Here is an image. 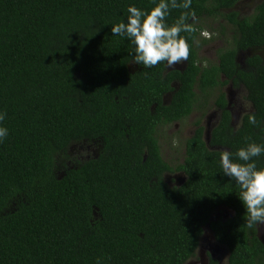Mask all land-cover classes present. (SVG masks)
<instances>
[{"label": "trees", "instance_id": "1", "mask_svg": "<svg viewBox=\"0 0 264 264\" xmlns=\"http://www.w3.org/2000/svg\"><path fill=\"white\" fill-rule=\"evenodd\" d=\"M236 1L170 8L166 23L183 14L193 31L180 33L189 44L186 69L166 72V62L151 68L132 62L135 46L111 32L126 21L129 5L149 11L153 0H0V112L9 131L0 142V264H184L205 224L228 244L227 264H264L256 226L244 224L240 188L220 165L224 151L243 163L239 148L264 144V60L248 57L242 69L234 47L200 66L194 49L193 18L217 12L212 4L222 9ZM227 18L240 30L237 47L264 46V0L251 17ZM228 79L245 86L252 111L234 129L221 92L210 146L199 126L186 139V179L169 187L157 127L193 110L196 84L206 93ZM92 138L104 140L99 156L57 177L56 157ZM254 159L264 167V155ZM218 206L232 217L211 221Z\"/></svg>", "mask_w": 264, "mask_h": 264}, {"label": "flooded vegetation", "instance_id": "2", "mask_svg": "<svg viewBox=\"0 0 264 264\" xmlns=\"http://www.w3.org/2000/svg\"><path fill=\"white\" fill-rule=\"evenodd\" d=\"M245 0H237L236 2H234V4L230 7V8H217V3L214 5L212 4V6L210 8H215L218 11L215 13H211V14H202L201 16H197L193 18V23L198 27L195 28L196 30V35H195V41H194V49L196 51V56L198 61V65H208L209 63H213L212 61L209 62V60H215L216 62L218 61V57H219V52L227 50V49H234L235 47V61L237 63V65L242 68V69H248L249 66L246 63V60L248 57H251L253 55H258L260 58H262V54H260L261 52L259 51H263L264 50V46H260V45H252V46H247L245 48L242 47H237L236 43H235V38H238L240 35V30L238 28V26L236 25V23L234 21H231L230 18H227L228 14H223L222 12H227V11H231L235 13V19L237 20H241L243 18H247V17H251L254 13H255V9L256 6L261 3L263 0H252L250 1V3L245 6L242 7L241 4L244 2ZM256 1V4H254ZM254 5V6H253ZM252 7L250 13H248V15L246 16H242V12L244 11L246 8L248 7ZM241 10L239 13L236 12V10ZM219 16H221L220 20L221 22H223L224 19H227V22L233 27V31H229L230 33V37L228 40H226V42L224 44H221L222 39H224V37L226 36L225 32L224 33H220V34H210L208 37H206L204 35V27L199 26L198 23L195 22L196 19H216ZM226 17V18H224ZM224 24V23H223ZM207 30L211 31L212 29L207 27ZM225 31V29H224ZM218 36H221V39H217ZM225 44H227L226 46H224ZM219 45H222V47H219ZM247 49L250 50V52H247ZM256 51L255 52H251V51ZM216 51V52H215ZM212 52H215V56H213L212 58L209 57L212 56ZM264 60V58H262ZM135 64H129V67L134 66ZM187 66V61H183L181 65H174V67H168L167 66V62L165 63V67H166V72L170 71V70H180L183 71L186 69ZM221 80L224 81L226 80V76L221 75ZM172 87L178 88L179 86V81L174 79L171 83ZM233 81L232 79H228V81L223 84L221 87V90L219 89V93H223V96L226 100V107L228 106V97L226 95L227 91L229 89H227L226 87L229 86V88H231V90H235L236 92H238L240 89H246L245 86L243 84H239L237 87L233 86ZM225 88V89H224ZM198 96L200 95H207L210 89H207L206 93H202V91H200L198 88H195ZM173 91L167 92L163 95V103L167 104L170 99H171V95H172ZM197 96V97H198ZM211 98H208V102L210 101ZM219 112L218 114V118H216V116L214 115V113H209L205 119L206 122V126L202 127L204 128V133H203V140L205 141L207 146H210L209 141H210V130L217 125V123L220 120V116H221V109L218 107H215ZM228 110V109H227ZM229 111V110H228ZM196 112V108H193V110L187 114L186 117L190 118V116ZM230 114V124L231 126L234 127V129L236 128L234 125L236 124L233 116H232V112L229 111ZM185 118V117H184ZM184 118H182L179 121H173V122H169L167 124H163V125H159L157 127L156 130V137H157V145L159 148V152H160V156L162 157L163 161H165L168 165H169V170L168 171H164L163 172V180L167 183V185H169V187H174L177 186L179 187L180 185L183 184L184 180L186 179V174L184 172V170L181 167V164L184 162V156L186 153V139L191 137L194 132L196 131V128L193 132H191L189 134V136L182 141L180 139L179 136H177V134L174 133V137L172 138V135L169 136L170 140H165L164 136H163V131L166 130L168 133L173 132L171 130H169L170 126H177V128L179 127V124L181 122H183ZM239 121V120H238ZM237 121V122H238ZM241 122V121H240ZM122 123H124V121H122ZM215 124L214 126L212 124ZM212 125V127H211ZM119 126L118 128L120 130H124L125 127ZM196 127V126H195ZM199 127V125L197 126V128ZM176 128V129H177ZM93 142V146L90 147L87 152L85 153H79V148L80 146L84 143V142ZM104 145V140H102V138H92V139H83L81 141H76L73 142L72 144H70L64 151H62L57 157H56V162L58 164V169H55V174L57 175V177H62L68 170L70 169H74L77 168L79 165L90 161L92 159H95L99 156V154L102 151ZM144 158L147 155V151H145V153L143 154ZM224 208V206H218L216 207L214 210H212L209 213V219L211 221H217V220H226L229 219L230 217H232L233 212L229 209H220V208ZM256 235L258 237V239H260L262 241V243H264V225H259L256 226ZM230 256V251H229V246L227 243H222L219 240H217V238L215 237V232L212 230V228L209 226V224H205L202 226V233L199 236L198 239V244L197 247L194 251V254L184 263V264H227L228 259Z\"/></svg>", "mask_w": 264, "mask_h": 264}, {"label": "clouds", "instance_id": "3", "mask_svg": "<svg viewBox=\"0 0 264 264\" xmlns=\"http://www.w3.org/2000/svg\"><path fill=\"white\" fill-rule=\"evenodd\" d=\"M153 3L155 6L149 11L129 5L126 21L113 25L111 32L135 46L132 61L135 64L151 68L159 62H167L168 67H174L187 60L189 55V44L180 33L193 29L185 23L183 14L173 25L166 23V17L170 8H191L192 0H181L180 3L177 0H153ZM4 119L5 114L0 112V142L9 134L2 126ZM249 123H256L254 115L249 117ZM261 155H264V144L249 142L235 153L243 163L234 162L229 151H224L220 158L223 174L240 188L239 199L245 208L244 224L249 229L264 225V167L258 168L254 159Z\"/></svg>", "mask_w": 264, "mask_h": 264}, {"label": "rangeland", "instance_id": "4", "mask_svg": "<svg viewBox=\"0 0 264 264\" xmlns=\"http://www.w3.org/2000/svg\"><path fill=\"white\" fill-rule=\"evenodd\" d=\"M250 1L252 0H245L241 6L245 7L247 6ZM260 1V0H259ZM256 1L254 4H256ZM254 6V5H253ZM248 7L246 8L244 11L236 10L237 13H239L240 11L242 12V16H246L248 15V13H250L252 7ZM232 11V10H231ZM231 11H227V12H222L224 15L228 14ZM221 16H219L218 18L212 20V19H196L195 22L199 24V26H203L204 27V35L206 37H208L210 34H220V33H224L226 34V36L224 37V39H222L221 44H224L226 42V40L229 39V37L231 36L229 31H233V27L227 22V19H224L223 22H221L220 20ZM226 18V17H224ZM224 23V24H223ZM209 27L212 30L209 31L206 28ZM225 29V31H224ZM221 36H218L217 39H221ZM227 44H225L224 46H226ZM219 47H222V45H219ZM216 52V51H215ZM215 52H212V56L209 55L210 58H212L213 56H215ZM255 53H257L256 51H253ZM261 52L260 54H262V58H264V50L263 51H259ZM212 61L213 63L216 61L215 60H209V62ZM183 61H181L179 64L176 65H181ZM200 84H196L195 88H198ZM220 90L221 87L217 86ZM227 89H229L226 93L227 97H228V106L226 107L230 112H232V116L236 122V124L234 125L235 127H238L241 121L242 116L245 113H248L250 111H252V105L249 102V100L247 99V91L246 89H240L238 92H236L235 90H231V88H229V86L226 87ZM219 89L217 88H210L209 92L207 95H200L198 97H195V101L193 102V108H196V112H194L190 118L185 117L183 122H181L179 124V127L177 128V126H173L171 125L169 128V130L173 131L168 133L166 130H164L163 132V136L165 140H170V137L172 135V138L174 137V133L177 134V136L180 137V139L182 141H184L191 132H193L195 130V128L197 129V126H201V127H205L206 126V122L205 119L207 117V115L209 113H214V115L216 116V118H218V110L215 107H217L216 105V99L219 96ZM225 89V88H224ZM208 98H211L210 101L208 102ZM239 120V121H238ZM238 121V122H237ZM213 126L215 125L214 123L212 124ZM211 125V127H212ZM196 126V127H195ZM177 128V129H176ZM203 129V133H204V128ZM94 144L93 142H84L80 148H79V153H85L87 152V150L92 147Z\"/></svg>", "mask_w": 264, "mask_h": 264}, {"label": "water", "instance_id": "5", "mask_svg": "<svg viewBox=\"0 0 264 264\" xmlns=\"http://www.w3.org/2000/svg\"><path fill=\"white\" fill-rule=\"evenodd\" d=\"M247 52H250V50L247 49ZM251 52L253 53V50H252ZM220 209L224 210V209H226V208H225V207H224V208L221 207Z\"/></svg>", "mask_w": 264, "mask_h": 264}]
</instances>
